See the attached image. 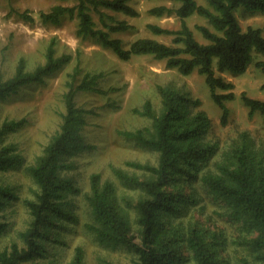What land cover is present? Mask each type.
<instances>
[{
	"label": "trees",
	"instance_id": "16d2710c",
	"mask_svg": "<svg viewBox=\"0 0 264 264\" xmlns=\"http://www.w3.org/2000/svg\"><path fill=\"white\" fill-rule=\"evenodd\" d=\"M130 1L58 3L49 10H42L40 19L43 23L55 25L62 23L67 16L78 19L77 34L81 38L97 40L123 61H129L136 55H153L166 60V68H176L183 75L198 70L205 76L226 123L230 115L226 102L236 98L235 83L217 72L244 74L258 55L264 56L263 29L253 25L244 28L237 15L240 9L264 13V0H173L171 6L158 5L149 12L157 16L177 17L181 22L180 28L170 29L156 23L147 25L155 35L171 36L170 44L143 36L126 45L115 34L135 29L133 24L117 16L118 12L134 17L140 15ZM94 13L99 16V22L95 20ZM17 15L28 22L36 20L29 10L17 11ZM195 15L207 21L195 26L206 42L194 36V29L189 24V18ZM56 40L52 38L49 41L43 63L30 70L26 59L21 57L15 73L7 79H0V100L7 99L24 85L45 83L51 73L72 62L73 54L60 52ZM255 64L264 71V58L256 60ZM77 75H81L78 83ZM103 76V72H83L77 65L71 79L66 82L63 95L65 112L61 114L59 128L36 162L27 167L39 189L35 198L25 200L31 221L21 232L23 244L14 242L0 250V264H38L37 260L48 254L46 243L54 240L49 230L60 220L77 221L67 208L70 204L68 197L79 195L81 189L65 172L75 168L68 157L92 148V144L84 134L85 114L90 111L79 106L75 98L79 91L109 93V89L100 84ZM111 90L115 88L111 87ZM158 91L159 108L147 100L141 109H135L150 119L151 124L121 131L126 139L157 152V162H127L128 166L141 170L143 177L122 168L113 169L121 183L143 193L135 204L137 232H133L129 215L117 202L115 183L103 181L99 172L91 174L90 192L86 195L93 216V222L87 224L88 230L102 242L126 247L137 256L136 264H185L190 260L194 261L192 264H264V151L256 149L254 141L245 133L242 141L227 151L224 160L212 164L219 145L208 139L212 120L205 110L198 109L201 99L170 85H158ZM241 98L250 115L260 112L264 119L263 99L246 92ZM108 105L118 107L115 102ZM20 124L21 121L12 119L0 127V170L21 165L22 157L16 145L3 143L6 133ZM184 185H190L193 193H185ZM200 186L224 202L229 216L239 224L242 238L245 236L243 244L249 251L241 258V263H233L225 257L223 250L227 239L222 231L200 223L186 227L173 221V218L182 216L188 204L197 202L194 195ZM13 190L0 183V212L18 198ZM7 227V222L0 215V236ZM84 260L85 250L79 245L68 264H84Z\"/></svg>",
	"mask_w": 264,
	"mask_h": 264
},
{
	"label": "rangeland",
	"instance_id": "374dc122",
	"mask_svg": "<svg viewBox=\"0 0 264 264\" xmlns=\"http://www.w3.org/2000/svg\"><path fill=\"white\" fill-rule=\"evenodd\" d=\"M133 1L141 11L138 17L118 14L136 27L134 30L115 34L126 45L140 36H155L149 31L148 23H159L170 29L180 28L181 22L175 16L156 17L148 14V9L153 4L165 3L166 0ZM77 2L78 0H0V79H7L15 73L21 57L26 59L27 68L30 70L43 63L45 50L52 38L57 39L60 52L73 54L72 62L51 73L45 83L24 85L15 94L0 100V127L12 119L21 121L15 130L6 133L3 143L15 144L22 157L21 165L0 170V183L12 187L18 195L17 199L0 212L8 225L0 236V250L14 242L23 244L21 232L31 221L25 200L35 198V192L39 189L27 167L36 162L58 130L61 114L65 112L63 95L66 82L71 79L75 66L79 65L83 72H103L100 84L109 89V93L79 91L76 95L77 104L90 111L85 114L87 123L84 134L92 144V148L68 157V161L73 162L75 168L65 172L81 189L79 195L68 197L70 204L67 208L77 221L60 220L49 230L50 237L54 240L46 243L48 254L37 262L68 264L74 257L76 247L81 245L85 250L84 264H136L137 256L126 247L102 242L88 230L87 224L93 222L92 211L86 199L90 192L91 174L99 172L103 181L111 180L115 183L117 202L129 215L133 232H137L135 204L143 193L121 183L113 169L122 168L130 174L143 177L141 170L128 166L127 162H157V152L126 139L121 131L135 130L151 124L150 119L135 112V109H141L147 100H151L157 108L160 107L158 85H170L201 99L202 104L198 109L205 110L212 120L208 139L219 145L217 157L212 164L216 165L217 161L224 160L227 151L240 143L245 133L254 141L256 149L264 151V119L260 112L250 115L249 108L241 98L242 93L246 92L252 97L264 100V71L255 64L256 60L264 56L258 55L244 74L217 72L226 80L235 83L236 98L226 102L230 115L224 123L223 111L214 101L205 76L198 70L190 75H183L176 68H166V60L157 59L153 55H139L123 61L112 49L102 46L97 40L81 38L77 34L78 19L67 16L59 25L46 24L40 19V12L49 10L55 4L74 5ZM25 10L35 16L34 22L25 21L17 15V11ZM237 15L244 28L253 25L264 31V14L240 9ZM94 18L99 22L96 13ZM197 23H206V20L198 15L189 18L194 36L203 41L205 39L195 27ZM155 38L167 43L172 40L171 36L164 34L156 35ZM79 79L81 75H77L76 83ZM111 87L115 90H111ZM109 102H115L118 107L108 105ZM183 190L187 194L193 193L190 185H184ZM194 199L197 202L188 204L182 216L173 218V221L186 227L200 223L212 230L222 231L227 239L223 250L225 257L233 260V263H241V258L249 251L243 244L245 236L242 238L240 226L229 216L226 204L216 199L203 186H200L199 191L196 190ZM193 262L190 260L185 264Z\"/></svg>",
	"mask_w": 264,
	"mask_h": 264
},
{
	"label": "crops",
	"instance_id": "0c3cea01",
	"mask_svg": "<svg viewBox=\"0 0 264 264\" xmlns=\"http://www.w3.org/2000/svg\"><path fill=\"white\" fill-rule=\"evenodd\" d=\"M136 1V0H135ZM144 1H147V2H149V1H157V0H144ZM173 0H166V2L165 3H155V4H153L149 9H148V14L149 15H151V16H156V17H162V16H173V15H162V16H157V15H155V14H151L150 12H149V10L151 9V8H153V7H155V6H158V5H162V4H165V5H168V6H171L172 4H173ZM130 3L133 5V7H135L140 13H141V11L134 5V1L133 0H131L130 1ZM258 14H264V13H260V12H257ZM118 14H120V15H124V16H128V15H126V14H124V13H121V12H118ZM118 14H117V16H118ZM128 17H133V18H135L134 16H128ZM136 17H138V16H136ZM118 18H120L119 16H118ZM120 19H125V18H120ZM126 20V19H125ZM128 21V20H127ZM129 22V21H128ZM207 22V21H206ZM129 23H131V22H129ZM153 23V22H152ZM132 24V23H131ZM149 24V23H148ZM147 24V25H148ZM156 24H159V23H156ZM159 25H161V24H159ZM135 26V25H134ZM148 27V26H147ZM255 27H257V26H255ZM136 28V27H135ZM131 31V30H130ZM149 31H151L150 29H149ZM264 32V31H263ZM151 33H153L152 31H151ZM153 34H155V33H153ZM156 35H160V34H156ZM155 35V36H156ZM116 36V35H115ZM155 36H145V37H152V38H155ZM140 37H143V36H140ZM138 38V37H137ZM136 38V39H137ZM158 39V38H157ZM160 40V39H159ZM162 41V40H161ZM172 41V40H171ZM204 42H206V40H203ZM170 44V43H169ZM129 45V44H128ZM136 56H138V55H136ZM262 57V56H261ZM133 58V57H132ZM261 59H263V57L261 58Z\"/></svg>",
	"mask_w": 264,
	"mask_h": 264
}]
</instances>
